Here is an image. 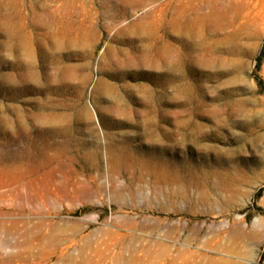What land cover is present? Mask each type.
Returning a JSON list of instances; mask_svg holds the SVG:
<instances>
[{"label": "rangeland", "instance_id": "1", "mask_svg": "<svg viewBox=\"0 0 264 264\" xmlns=\"http://www.w3.org/2000/svg\"><path fill=\"white\" fill-rule=\"evenodd\" d=\"M13 1L77 41L0 27V264H264V0Z\"/></svg>", "mask_w": 264, "mask_h": 264}, {"label": "bare ground", "instance_id": "2", "mask_svg": "<svg viewBox=\"0 0 264 264\" xmlns=\"http://www.w3.org/2000/svg\"><path fill=\"white\" fill-rule=\"evenodd\" d=\"M30 8V15L32 19L31 23L28 24L26 23L28 18L23 15L21 5H19L16 1L13 0H0V27H2L1 31H4L10 43L12 44L11 47H13L14 50H22L23 55L29 54L30 42L24 33L26 27L32 28L34 32L39 31V35L45 31V36H50V43L52 42V44L56 47H65L77 41V39H70V37L68 36L70 32L66 30L67 25H61V19L57 20L58 8L56 6L42 5L41 7L35 8V6L32 5L30 6ZM57 27H59V32L56 31ZM60 27H63L64 29ZM3 28H7L8 31L6 30V32ZM181 29H185L187 35L191 37L198 36L200 33V30L196 26L195 21H191L190 23H182ZM40 31L43 32L40 33ZM148 62H150V65L154 64L153 60L148 59ZM25 65L26 64L23 63V66H20L21 68H23V73L19 76V78L21 77L23 81L27 80L30 77L29 75H27V69ZM127 77L129 78V76ZM159 171L161 173L157 174L156 176H159L158 178H160L161 180H165V169L162 167Z\"/></svg>", "mask_w": 264, "mask_h": 264}, {"label": "trees", "instance_id": "3", "mask_svg": "<svg viewBox=\"0 0 264 264\" xmlns=\"http://www.w3.org/2000/svg\"><path fill=\"white\" fill-rule=\"evenodd\" d=\"M263 54H264V50L261 51L260 55L257 58V70L259 69V67L261 65ZM257 84H258L259 87H262L263 82L258 78L257 79Z\"/></svg>", "mask_w": 264, "mask_h": 264}]
</instances>
